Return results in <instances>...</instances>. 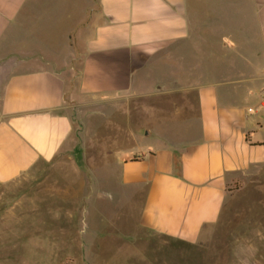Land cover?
<instances>
[{
	"label": "crops",
	"instance_id": "obj_1",
	"mask_svg": "<svg viewBox=\"0 0 264 264\" xmlns=\"http://www.w3.org/2000/svg\"><path fill=\"white\" fill-rule=\"evenodd\" d=\"M227 1L223 10L221 0H74L76 23L66 30L71 39L79 31L82 65L73 96L62 58L7 59L11 70L0 71V264H14L9 208L42 199L58 165L57 180L79 174L86 183L78 190L81 212L100 159L117 167L139 210L140 236L162 246L122 248L104 264H158L174 253L171 245L210 252L227 236L251 234L235 231L231 212L241 193L235 184L264 166V0ZM40 2L0 0V47ZM98 111L117 128L102 146L83 137ZM92 247H83L84 264H93Z\"/></svg>",
	"mask_w": 264,
	"mask_h": 264
},
{
	"label": "rangeland",
	"instance_id": "obj_2",
	"mask_svg": "<svg viewBox=\"0 0 264 264\" xmlns=\"http://www.w3.org/2000/svg\"><path fill=\"white\" fill-rule=\"evenodd\" d=\"M221 1L224 10L227 0ZM74 7V0H41L35 12L25 15L26 22L20 29L3 41L0 71L11 70L12 64L7 63V59L54 55L62 58L59 66L66 76L68 96L75 95L82 65L76 39L79 31L72 32L71 39L66 30L76 23L75 16L71 15ZM68 42L73 43L72 47ZM17 68L14 64V69ZM100 112L91 122H86L83 137L88 136L102 146L103 139L117 135V128L110 122H101L109 118ZM149 118L147 113L141 120L148 122ZM141 144L149 145L150 141ZM105 161L99 160V165L103 164L96 167L93 189L88 192L81 212L78 190L86 183L79 174L57 180L58 165L50 168L47 181L55 185L56 190L49 189L45 183L47 187L40 193L44 201L38 197L30 201L24 199L9 208L11 218L8 223L13 222L14 229V264H84L86 254L82 255V252L86 251L85 246H94L91 248L94 250L93 264H104L106 258L111 261L118 258L114 253L122 248L162 247L140 236L141 230L135 225L139 210L129 204L128 192L118 181L117 167ZM57 181L61 193L57 192ZM235 187L241 192L236 197L239 206L231 212L237 221L235 231L251 229V234L234 241L227 236L210 252L200 251L199 247L171 245L168 247L174 248V253L158 264H264V166L238 181ZM251 221L254 225L249 224ZM157 240L163 245L170 243L164 237Z\"/></svg>",
	"mask_w": 264,
	"mask_h": 264
},
{
	"label": "built area",
	"instance_id": "obj_3",
	"mask_svg": "<svg viewBox=\"0 0 264 264\" xmlns=\"http://www.w3.org/2000/svg\"><path fill=\"white\" fill-rule=\"evenodd\" d=\"M249 111H251V112H252V111H253V109H252V108H250V109H249Z\"/></svg>",
	"mask_w": 264,
	"mask_h": 264
}]
</instances>
